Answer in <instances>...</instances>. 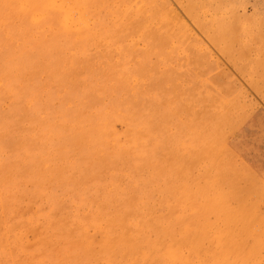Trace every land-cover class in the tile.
<instances>
[{
  "label": "rangeland",
  "instance_id": "obj_1",
  "mask_svg": "<svg viewBox=\"0 0 264 264\" xmlns=\"http://www.w3.org/2000/svg\"><path fill=\"white\" fill-rule=\"evenodd\" d=\"M144 1L145 0H126V1L112 0L109 2L110 4L106 3L103 6H101L100 13L97 14L99 17L96 15L94 18H92L91 24L93 25V28L95 29L96 32H101L104 29L106 23L110 20H111V27L114 29L111 33L113 34L112 35L113 37L109 38V42L98 41V44L95 45L96 47H93V50H97L102 53L108 52L110 53L108 57L110 56V58L115 59L116 61L119 60V56L121 54L117 50L118 47H120L123 50V54H125L123 56L124 60H122L121 62L123 64L120 65L114 63L115 65H110L111 68L107 62V58H106L107 55L102 54V57L103 56L104 57L102 58V66H101L102 69L100 68V70L99 67H95L94 69H92V66L91 68L86 69L89 62L84 61V63L79 62L78 64H75L77 67L72 66L71 68H69L68 66H66V68L64 67L61 68L62 66H56L53 73L56 70L57 73L55 72L54 74L53 73L51 74L50 71L48 73V71L42 70V67L41 69L38 67L39 63L43 62L45 57L48 59V54H49V51L47 53L48 49L47 48L45 49L44 47L43 49L36 51L38 50L36 45L37 43L33 38L29 43V47L27 51L23 52L22 49L20 50L19 48L20 46H18V44L15 41L14 42H12L13 40L7 41V39L4 37L5 36V30L3 28L4 25H1L2 33H0V63L1 62L2 63L0 64V73L2 74H0V90H1L0 102L2 104L0 103V124H1L0 125V137H1L0 138V144H1L0 145L1 147L0 148V177H1L0 178V194H1L0 195V199H1L0 200V249H1L0 264H11L13 261L15 262V264H59L58 252L60 251L62 244L56 242L54 238H51V236L53 237V230L51 228H48L49 226L46 223L48 219L51 222L60 221L68 228V231L70 230L71 226H73L76 231L77 225L74 224L75 222L73 221L72 215H75L80 220V224L82 225L84 224V226L86 225L85 227L87 228V233L93 239V244L90 248L91 253L92 254L94 253L92 256L100 252V245H101L100 240L102 238L101 231L103 229L99 227V224L97 226L95 224H91V225L87 224L86 222L87 218L91 212H92L91 214L97 212V209L98 211L103 209L106 210V208H108L109 206L108 203L109 198H112L113 200L116 199L121 201L129 199L128 196L129 193L127 191H122V188L125 187L129 189L131 185L130 183L129 184L123 183L126 181V179L121 178L120 180L118 178L117 173L113 172L114 174L112 175L110 174L112 170V165L108 152L103 151L101 152V154L97 155L96 158L98 160V165L100 164L98 168L99 170L98 169L94 170L93 168L91 169L90 166L87 167V164H84L82 162V155L80 149L78 147H73L71 149L70 146H68L67 149L66 144L69 145L71 144L69 142V139L63 134V132L61 133L55 131V127H54L57 126L56 123L61 124L62 119L64 120V117L61 114L62 110H64V112L67 113L71 112L72 110L71 113L72 116L78 115L81 117V115L84 116L85 113L87 114V106L90 107L91 109H96V107L100 103H102L103 106H107L109 104H110L109 106H111L113 102L114 104H116V102H119V104L124 107L127 104V101L128 102L130 101L129 104L131 106L129 107V110H131L130 111L131 113H128L129 115L125 116V119L127 121L124 119H120L108 115L111 120V125L113 129L116 131V133L119 136L124 137V135L126 134L129 128L128 127L129 122L131 123L134 118L139 120L143 116L145 117L144 120L146 119L147 121V116L153 115V117L155 118L158 117L160 119L161 126H163V128H161L160 126L159 130L156 131L160 136H162L161 144H162V149L165 150L164 153H166L167 149L172 146L174 139L178 138L176 136H181L183 140H185L186 142H189V139L191 138L190 140L193 141L192 143L194 146H191L186 142L180 144L179 146L181 150L180 155L191 157L190 174L194 175L195 181L194 184L191 183L188 184L195 187L197 186V188H204L205 190H207L208 188L212 187L210 181L208 180V177H206L207 176L206 173L208 172L209 168L211 169L213 166H216V168L218 167L221 170L223 168L222 171L225 172V176L223 177L224 178L223 181H219L221 187L219 191L222 193H227L232 196L231 201H229L228 203V207H230V211H232L231 213L237 214V217L235 218L228 217L227 220H225L226 221L225 226H227L228 228H240L241 226L250 227L249 225L251 223H249L248 219L251 221L257 219L255 222L257 223L258 221L257 226L260 227L259 223H261L264 219V0H164V1L148 0L149 4L147 6H150L152 9L153 8L159 9L162 12L161 13L162 17L166 18V20L170 23L168 30L171 33L168 35L169 37L166 36V32L164 31V29H162L163 31L157 29L160 24H156V28H153L151 30L145 29V31L143 32H136V31L131 32L127 26H124V23L127 20H126V15L121 16L123 10L126 11V10H134L136 8L138 9L140 8V6H142ZM126 3L129 4L128 7H125ZM118 7L121 10L117 14V12L115 13V10ZM189 7H192L191 8L192 10H190ZM148 14H151V12L148 11ZM120 24L122 28L120 27ZM57 25L59 26L58 23ZM120 28L125 31H118V29ZM48 32H49L47 34L48 37L53 36L54 38H55V34L58 33V32L54 33L52 28ZM129 32H131V34H129ZM33 33L34 32H32V34ZM120 33L125 34L126 36L125 35L122 36ZM66 35L69 36L70 34L66 33ZM127 35H131V36H127ZM163 36L166 37L163 38ZM176 38L179 39V42L178 39ZM192 40L195 41L193 42ZM116 41L119 42L117 43ZM198 41L200 43H198ZM61 42H59V44L61 45L59 46V52H58L59 55L55 53L54 57L56 58L58 57L57 59H59V57L69 58V56L78 55L79 52L77 51V48H73L75 50L71 48L72 50L70 51V49H66L65 44ZM4 43L5 45H3ZM110 44L111 45L114 44V46H111ZM166 45H169L170 47ZM197 55H199L198 57L200 59L199 58L197 59ZM91 56H95V55L92 54ZM143 56L145 57L143 58ZM156 56L159 59H157ZM9 59L14 60L13 63H15L13 76L9 71V67H8L9 65L8 66L6 65V62ZM50 59H52V57H50L49 60ZM122 65L125 66V68L127 69L128 71L127 74L121 73ZM117 66H119L120 68ZM112 68L114 69V72ZM20 70L23 72H20ZM103 70H105V72ZM60 71L63 72L66 71V72L61 73ZM31 74H33V76ZM47 74L49 76H46ZM98 74L105 76L104 78L103 77L99 78ZM23 75L25 76V78L22 77ZM58 76L60 77L58 78ZM163 76L165 80H163ZM89 77L91 79H89ZM129 77L131 78L132 81L130 80ZM26 78H29L30 80ZM52 78L53 80L51 81ZM25 79L27 82L25 81ZM160 79L162 80L163 83L160 81ZM194 80L196 82H194ZM106 84L108 87L106 86ZM111 84L113 85L115 84V85L113 86ZM117 91L118 93H116ZM162 92H164L165 94ZM103 93H105L104 94L105 97ZM125 93L126 94L128 93V95H126ZM7 94L8 96H5ZM24 94H26V97H24L25 96ZM59 94H61V96ZM120 95L122 98L120 97ZM129 96L131 97L129 98ZM109 97L111 100L109 99ZM132 98L135 100H133ZM147 98H149V100ZM56 100H58L59 104ZM20 101L23 102L24 104L21 103ZM170 101H172L173 103ZM66 102L68 103L66 104ZM88 102L91 105H96V106L92 108V106L88 104ZM10 103L13 104L11 105ZM17 107L21 111H19ZM75 109L78 110L77 112L79 114H77ZM58 110H60L61 112H59ZM32 113L35 114L32 115ZM36 117L38 119H36ZM44 117L47 119L45 120ZM35 120L37 121L39 120L38 123L37 121L35 122ZM15 121L17 123H15ZM13 122L15 125L13 124ZM163 123L165 124L163 125ZM38 124L39 126H37ZM34 125L35 128H33ZM43 125H45L46 128ZM186 125L187 127L185 128ZM36 126L38 128H36ZM47 126L49 127L51 126L50 128L52 129H50ZM206 128H208V130ZM48 131L50 132L48 133ZM197 133H199L200 135ZM31 134L32 136H30ZM35 134L39 137H37ZM11 136L13 137V139L12 138L10 139ZM36 137L39 139L36 140ZM45 139L47 140L44 141ZM49 140H51L50 143ZM29 142L31 143V145ZM55 146H57V148H55ZM202 147H206L204 153H202ZM21 148L23 149L25 148V149L23 150ZM7 149L10 151L9 154L12 153L11 155L8 154ZM31 149H33L34 151L30 152ZM50 149L52 150L50 151ZM46 151H49L50 153H47ZM195 151L199 153L201 156H197V155L193 156L192 153ZM3 152L6 153L4 154ZM61 152L63 155L61 154ZM29 156L32 158L30 159ZM57 156L60 158H58ZM65 163L72 165L71 170H68L69 172L67 171V168L64 166ZM123 163H125L123 164L124 166H128L127 162L123 161ZM49 167L51 169H49ZM5 169L7 172L3 171ZM15 169H19V170H15ZM45 169H47L48 172L52 171L48 179H46L47 177L44 178L42 174ZM135 169L136 168H133L131 170L135 171ZM120 170L121 168L117 169L116 172H119ZM132 171L128 170L127 173L128 175L126 174L125 176L127 178H130V174H132ZM61 172H63L64 174ZM111 183H114L115 185ZM153 186L156 185L153 184ZM49 196L50 198H47ZM161 197H162V201H160ZM53 198L56 199L54 200ZM45 200L47 201V203ZM152 201L153 204L155 205L157 204H159V206L162 205L163 214L169 213L172 205H168V204L169 202L172 203L174 202L170 188L168 190L162 189V191H160L159 188L155 190ZM25 202L27 203L25 204ZM57 202L61 205H59ZM201 208L204 209V206H201ZM48 210L50 211L48 212ZM212 218L214 217L212 216ZM16 219L18 221H16ZM9 228L10 230H8ZM12 229H14V231ZM18 233H21L22 235L18 237L17 236ZM76 235L77 236L74 241H77L78 244H81L82 247L83 239L81 238V234L76 233ZM254 236H256V232L250 233V230L249 231L247 230L246 235H244L243 242L247 244L253 243L255 239ZM262 236L264 237L263 232H262ZM259 252L260 253L257 254L258 259L260 260L264 259V252H262V250H260ZM63 253H65V251ZM10 257H12L13 259L12 258L10 259ZM24 257L29 258L30 261L29 262L25 261L23 259ZM159 263L162 264V261H160Z\"/></svg>",
  "mask_w": 264,
  "mask_h": 264
},
{
  "label": "bare ground",
  "instance_id": "obj_2",
  "mask_svg": "<svg viewBox=\"0 0 264 264\" xmlns=\"http://www.w3.org/2000/svg\"><path fill=\"white\" fill-rule=\"evenodd\" d=\"M112 1V0H110ZM109 0H0V33L1 25H4L5 38L7 41L13 40L20 50L26 52L31 39L36 41L37 49L47 48L48 59L45 57L43 62L39 63V68L42 70L50 71L52 74L56 66H62L66 68L68 66H76L79 62L88 61L86 69L102 66V54L107 55L108 65L123 64L124 60L123 50L118 47L117 50L121 53L119 56V62L115 59L108 57L110 53H102L97 50H93V47L98 44V41L109 42V38L113 37L111 34L114 30L111 27V20L108 21L101 32H96L91 24L92 18L100 13V8ZM126 1V0H122ZM164 1V0H163ZM168 2V1H167ZM110 4V3H109ZM139 4V3H138ZM148 0H145L140 6L134 10H123L122 15H126V22L124 26H127L131 32H143L145 29L156 28V24H160L157 29H164L166 36L169 32L170 23L166 18L162 17V12L159 9H152L147 6ZM163 4V3H162ZM156 5V4H155ZM165 5V4H164ZM109 6V5H108ZM129 4L126 3L125 7ZM105 7V6H104ZM156 7V6H155ZM160 7V6H159ZM165 7V6H163ZM107 8V7H106ZM192 10V7H189ZM195 8V7H193ZM103 9V8H102ZM101 9V10H102ZM174 9V8H173ZM106 10V9H104ZM118 7L115 10L117 14L120 12ZM165 10V9H164ZM148 11L151 14H148ZM176 13V12H175ZM174 13V14H175ZM111 14V13H110ZM98 16V15H97ZM99 17V16H98ZM97 17V18H98ZM178 17V16H176ZM110 18V17H109ZM171 18V17H170ZM174 19V18H173ZM218 19V18H217ZM91 20V21H90ZM180 20V19H179ZM220 21V20H219ZM59 24V26L57 25ZM178 23V22H177ZM225 23V22H224ZM164 24V26H163ZM123 25V23H122ZM173 26V25H172ZM175 26V25H174ZM221 26V25H220ZM95 27V26H94ZM121 27V24H120ZM187 27V26H186ZM52 30L58 32L55 34V38L48 37V31ZM122 28V27H121ZM118 31H125L122 29ZM180 28V27H179ZM183 28V27H182ZM181 28V29H182ZM224 28V27H223ZM156 29V31H157ZM208 30V29H207ZM163 31V30H162ZM171 31V30H170ZM175 31V30H174ZM32 32H34L32 34ZM52 32V31H51ZM129 32V34H131ZM147 32V31H146ZM153 32V31H151ZM180 32V31H179ZM190 32V31H189ZM66 33L70 34L69 36ZM117 33V32H116ZM115 33V34H116ZM175 33V32H174ZM188 33V32H187ZM186 33V35H187ZM4 34V33H3ZM121 34V33H120ZM159 34V33H158ZM157 34V35H158ZM178 34V33H177ZM189 34V33H188ZM210 34V33H209ZM118 35V34H117ZM122 36L125 34H121ZM136 35V34H135ZM150 35V34H149ZM152 35V33H151ZM154 35V34H153ZM223 35V34H222ZM115 36V35H114ZM126 36V35H125ZM131 36V35H127ZM133 36V35H132ZM140 36V35H139ZM166 36H163L166 37ZM184 36V34H183ZM254 36V35H253ZM3 37V36H2ZM3 37V38H4ZM161 37V36H160ZM169 37V36H168ZM180 37V36H179ZM214 37V36H213ZM2 38V39H3ZM146 38V37H145ZM185 38V37H184ZM229 38V36H228ZM123 39V38H122ZM144 39V38H143ZM154 39V38H153ZM162 39V38H160ZM173 39V38H172ZM178 39V38H176ZM181 39V38H180ZM5 40V39H4ZM62 40V42H61ZM149 40V39H148ZM229 40V39H228ZM128 41V40H126ZM130 41V40H129ZM142 41V40H140ZM157 41V40H156ZM191 41V40H190ZM193 41V40H192ZM195 41V40H194ZM193 41V42H194ZM218 41V40H217ZM59 42L65 44L66 49L77 48L78 55L69 56V58L57 59L54 57L55 53L59 52ZM117 42V41H116ZM119 42V41H118ZM117 42V43H118ZM122 42V41H121ZM149 42V41H148ZM155 42V41H154ZM167 42V40H166ZM179 42V39H178ZM189 42V41H188ZM223 42V41H222ZM221 42V43H222ZM35 43V42H34ZM123 43V42H122ZM136 43V42H135ZM152 43V42H151ZM158 43V42H157ZM171 43V42H170ZM198 43H200L198 41ZM62 44V45H63ZM102 44V43H101ZM116 44V43H115ZM129 44V43H127ZM126 44V45H127ZM165 44V43H164ZM185 44V43H184ZM187 44V43H186ZM195 44V43H194ZM230 44V43H229ZM5 45V43L3 44ZM111 45V44H110ZM197 45V44H196ZM2 46V45H1ZM111 46H114L111 45ZM129 46V45H128ZM133 46V45H131ZM169 46V45H166ZM165 46V47H166ZM187 46V45H185ZM236 46V45H235ZM36 47V46H35ZM64 47V46H63ZM116 47V45H115ZM114 47V48H115ZM135 47V46H134ZM133 47V48H134ZM170 47V46H169ZM228 47V46H227ZM5 48V47H4ZM72 48V49H71ZM141 48V47H140ZM139 48V49H140ZM195 48V47H194ZM205 48V47H204ZM8 49V48H6ZM10 49V48H9ZM31 49V47H30ZM34 49V48H33ZM61 49V48H60ZM64 49V48H63ZM127 49V48H126ZM138 49V50H139ZM161 49V47H160ZM174 49V48H173ZM192 49V48H191ZM18 50V49H17ZM35 50V49H34ZM75 50V49H73ZM116 50V49H115ZM128 50V49H127ZM132 50V49H131ZM168 50V49H167ZM177 50V49H176ZM32 51V50H31ZM45 51V50H44ZM61 51V50H60ZM64 51V50H63ZM104 51V50H103ZM109 51V50H108ZM126 51V50H125ZM140 51V50H139ZM189 51V49H188ZM226 51V50H225ZM35 52V51H34ZM150 52V50H149ZM6 53V51H5ZM38 53V52H37ZM70 53V52H69ZM139 53V52H138ZM154 53V52H153ZM203 53V52H202ZM207 53V52H206ZM205 53V54H206ZM211 53V52H210ZM64 54V53H63ZM75 54V53H74ZM94 54L95 56H91ZM115 54V53H114ZM183 54V53H182ZM18 55V54H16ZM20 55V54H19ZM33 55V54H32ZM44 55V54H43ZM59 55V54H58ZM68 55V54H66ZM130 55V54H129ZM137 55V54H136ZM135 55V56H136ZM141 55V54H140ZM147 55V54H146ZM189 55V54H188ZM193 55V54H192ZM200 55V54H199ZM197 55V59L199 58ZM35 56V55H34ZM33 56V57H34ZM37 56V55H36ZM65 56V55H64ZM159 56V55H157ZM156 56V57H157ZM210 56V54H209ZM2 57V56H1ZM18 57V56H17ZM25 57V56H24ZM52 59L49 60V58ZM113 57V55H112ZM145 56H143L144 58ZM10 58V57H9ZM14 58V57H12ZM22 58V57H21ZM31 58V57H30ZM41 58V57H40ZM192 58V57H191ZM7 59V58H6ZM16 59V58H15ZM28 59V58H27ZM39 59V58H38ZM157 59H159L157 57ZM200 59V58H199ZM2 60V59H1ZM35 60V59H34ZM130 60V59H129ZM149 60V59H148ZM186 60V59H185ZM5 61V60H4ZM7 61V60H6ZM14 60L9 59L6 65L9 67L11 75H14ZM20 61V60H19ZM31 61V60H30ZM47 61V62H46ZM163 61V60H162ZM161 61V62H162ZM192 61V60H191ZM196 61V58H195ZM21 62V61H20ZM46 62V64H45ZM105 62V61H104ZM155 62V61H154ZM199 62V61H198ZM2 63V62H1ZM0 63V64H1ZM33 63V62H31ZM87 63V62H85ZM36 64V63H35ZM45 64V65H44ZM142 64V63H141ZM147 64V63H146ZM154 64V63H153ZM156 64V63H155ZM188 64V63H187ZM197 64V63H196ZM199 64V63H198ZM4 65V64H3ZM24 65V64H23ZM38 65V63H37ZM84 65V64H83ZM119 65V66H120ZM138 65V64H137ZM148 65V64H147ZM146 65V66H147ZM162 65V64H161ZM18 66V65H17ZM85 66V65H84ZM117 66V67H119ZM128 66V65H127ZM139 66V65H138ZM174 66V65H173ZM192 66V65H191ZM196 66V65H195ZM77 67V66H76ZM143 67V66H142ZM141 67V68H142ZM203 67V66H202ZM27 68V67H26ZM60 68V67H58ZM81 68V67H80ZM111 68V66H110ZM109 68V69H110ZM120 68V67H119ZM121 73H128L125 66H121ZM128 68V67H127ZM158 68V67H157ZM160 68V67H159ZM177 68V67H176ZM182 68V67H181ZM83 69V68H82ZM102 69V68H101ZM113 69V68H112ZM131 69V68H130ZM139 69V68H138ZM153 69V68H152ZM172 69V68H171ZM185 69V68H184ZM190 69V68H189ZM198 69V68H197ZM24 70V69H23ZM70 70V69H69ZM77 70V69H76ZM158 70V69H157ZM163 70V69H162ZM179 70V69H178ZM202 70V69H201ZM8 71V70H7ZM57 71V70H56ZM55 71V72H56ZM72 71V70H71ZM95 71V70H94ZM98 71V70H97ZM105 72V70H103ZM112 71V70H111ZM144 71V70H143ZM166 71V69H165ZM185 71V70H184ZM20 72H23L20 70ZM54 72V73H55ZM61 73L63 71H60ZM66 72V71H65ZM63 72V73H65ZM90 72V70H89ZM96 72V71H95ZM114 72V69H113ZM138 72V71H137ZM153 72V70H152ZM160 72V71H159ZM169 72V71H168ZM176 72V71H175ZM183 72V71H182ZM190 72V70H189ZM188 72V73H189ZM199 72V71H198ZM204 72V70H203ZM18 73V72H17ZM34 73V72H33ZM53 73V74H54ZM57 73V72H56ZM71 73V72H69ZM68 73V74H69ZM94 73V72H93ZM98 73V72H97ZM119 73V72H118ZM150 73V72H149ZM195 73V72H194ZM201 73V72H200ZM199 73V74H200ZM2 74V73H0ZM4 74V73H3ZM6 74V73H5ZM35 74V73H34ZM40 74V73H39ZM43 74V72H42ZM59 74V73H58ZM73 74V73H71ZM84 74V73H82ZM132 74V73H131ZM141 74V73H140ZM161 74V73H160ZM171 74V73H170ZM181 74V73H179ZM191 74V73H190ZM22 75V74H21ZM33 76V74H31ZM56 75V74H55ZM64 75V74H63ZM78 75V74H77ZM99 75V74H98ZM129 75V74H128ZM138 75V74H137ZM142 75V74H141ZM150 75V74H149ZM201 75V74H200ZM203 75V74H202ZM41 76V75H39ZM38 76V77H39ZM46 76H49L48 74ZM62 76V74H61ZM83 76V75H82ZM105 76V75H104ZM99 75V78H104ZM111 76V75H110ZM108 76V77H110ZM116 76V75H115ZM122 76V75H121ZM125 76V75H123ZM143 76V75H142ZM160 76V75H159ZM170 76V75H169ZM173 76V75H171ZM206 76V75H205ZM22 77L25 78L23 75ZM36 77V76H35ZM45 77V76H44ZM60 76H58L59 78ZM96 77V76H95ZM94 77V78H95ZM128 77V76H127ZM132 77V76H131ZM145 77V76H144ZM149 77V76H147ZM11 78V77H10ZM47 78V77H46ZM98 78V77H97ZM106 78V77H105ZM115 78V77H114ZM122 78V77H121ZM130 78V77H129ZM161 78V77H160ZM183 78V77H182ZM202 78V77H201ZM200 78V79H201ZM3 79V78H2ZM29 79V78H26ZM25 79V81H26ZM42 79V78H41ZM45 79V78H44ZM83 79V78H81ZM89 79H91L89 77ZM148 79V78H147ZM150 79V78H149ZM153 79V78H152ZM30 80V79H29ZM53 78L51 79V81ZM57 80V79H56ZM62 80V79H61ZM73 80V78H72ZM79 80V79H78ZM111 80V79H109ZM131 80V78H130ZM163 80L164 76H163ZM171 80V79H170ZM33 81V79H32ZM36 81V80H34ZM50 81V80H49ZM82 81V80H81ZM117 81V80H116ZM132 81V80H131ZM162 82V80L160 79ZM177 81V80H176ZM204 81V80H203ZM202 81V82H203ZM214 81V80H213ZM27 82V81H26ZM88 82V81H87ZM94 82V81H93ZM107 82V81H106ZM119 82V81H118ZM127 82V81H125ZM139 82V81H138ZM142 82V81H140ZM158 82V81H157ZM173 82V81H172ZM189 82V81H188ZM194 82H196L194 80ZM205 82V81H204ZM41 83V82H40ZM57 83V82H56ZM71 83V82H70ZM80 83V82H79ZM82 83V82H81ZM86 83V82H85ZM144 83V82H143ZM163 83V82H162ZM5 84V83H4ZM19 84V83H17ZM26 84V83H25ZM34 84V83H33ZM32 84V85H33ZM39 84V83H38ZM44 84V83H43ZM64 84V83H63ZM69 84V83H68ZM72 84V83H71ZM92 84V82H91ZM98 84V83H97ZM103 84V83H102ZM117 84V83H116ZM141 84V83H140ZM170 84V83H169ZM11 85V83H10ZM35 85V84H34ZM49 85V84H48ZM46 85V86H48ZM53 85V84H52ZM57 85V84H56ZM67 85V84H65ZM77 85V84H76ZM84 85V83H83ZM110 85V82H109ZM113 85V84H111ZM115 85V84H114ZM113 85V86H114ZM121 85V84H119ZM129 85V83H128ZM146 85V84H145ZM149 85V84H148ZM153 85V84H152ZM155 85V84H154ZM20 86V85H19ZM24 86V84H23ZM43 86V85H42ZM62 86V85H61ZM94 86V85H92ZM96 86V83H95ZM107 86V84H106ZM105 86V87H106ZM124 86V85H123ZM136 86V85H135ZM166 86V85H165ZM207 86V85H206ZM31 87V86H30ZM57 87V86H56ZM88 87V86H87ZM98 87V86H97ZM108 87V86H107ZM137 87V86H136ZM169 87V86H168ZM173 87V86H172ZM183 87V86H182ZM19 88V87H18ZM24 88V87H23ZM29 88V87H28ZM36 88V86H35ZM45 88V86H44ZM53 88V87H52ZM65 88V87H64ZM63 88V89H64ZM81 88V87H80ZM112 88V87H110ZM130 88V87H129ZM139 88V86H138ZM141 88V87H140ZM12 89V88H11ZM14 89V88H13ZM30 89V88H29ZM42 89V88H41ZM40 89V90H41ZM47 89V88H46ZM61 89V88H60ZM84 89V88H83ZM103 89V88H102ZM149 89V88H148ZM162 89V88H161ZM181 89V88H180ZM16 90V89H15ZM21 90V89H20ZM31 90V89H30ZM93 90V89H92ZM91 90V91H92ZM108 90V89H107ZM111 90V89H110ZM183 90V89H182ZM181 90V91H182ZM188 90V89H187ZM201 90V89H200ZM205 90V89H203ZM215 90V89H214ZM1 91V90H0ZM3 91V90H2ZM27 91V90H26ZM25 91V92H26ZM29 91V90H28ZM38 91V90H37ZM62 91V90H61ZM86 91V90H85ZM83 91V92H85ZM102 91V90H101ZM104 91V90H103ZM122 91V90H121ZM131 91V90H130ZM137 91V90H136ZM151 91V90H150ZM217 91V89H216ZM7 92V91H6ZM23 92V91H22ZM24 92V93H25ZM44 92V90H43ZM53 92V91H52ZM56 92V91H55ZM76 92V91H74ZM105 92V91H104ZM113 92V91H112ZM128 92V91H127ZM149 92V91H148ZM155 92V91H154ZM167 92V91H166ZM2 93V92H1ZM9 93V92H8ZM21 93V91H20ZM59 93V92H58ZM62 93V92H61ZM66 93V92H65ZM71 93V92H70ZM88 93V90H87ZM118 93V91L116 92ZM143 93V92H142ZM156 93V92H155ZM164 93V92H162ZM200 93V91H199ZM204 93V92H203ZM5 94V93H4ZM3 94V95H4ZM43 94V93H42ZM53 94V93H52ZM105 93H103L104 95ZM108 94V93H107ZM106 94V95H107ZM111 94V93H110ZM126 94V93H125ZM138 94V93H137ZM144 94V93H143ZM157 94V93H156ZM165 94V93H164ZM183 94V93H182ZM198 94V93H197ZM207 94V93H206ZM2 95V96H3ZM20 95V94H19ZM26 97V94H24ZM41 95V94H40ZM61 96V94H59ZM74 95V94H73ZM81 95V94H80ZM85 95V94H84ZM89 95V94H88ZM101 95V94H100ZM128 95V93L126 94ZM130 95V94H129ZM147 95V94H146ZM167 95V94H166ZM179 95V94H178ZM181 95V94H180ZM189 95V94H188ZM194 95V94H193ZM212 95V94H211ZM219 95V94H218ZM5 96H8L5 95ZM4 96V97H5ZM42 96V95H41ZM57 96V95H56ZM64 96V95H63ZM79 96V94H78ZM134 96V95H133ZM138 96V95H137ZM144 96V95H143ZM142 96V97H143ZM154 96V95H153ZM191 96V95H190ZM13 97V96H12ZM21 97V96H19ZM59 97V96H58ZM67 97V96H66ZM86 97V96H85ZM102 97V96H101ZM100 97V98H101ZM105 97V95H104ZM121 97V95H120ZM131 96H129L130 98ZM149 97V96H148ZM56 98V97H55ZM84 98V96H83ZM99 98V99H100ZM122 98V97H121ZM134 98V97H133ZM132 98V99H133ZM163 98V97H162ZM182 98V97H181ZM189 98V97H188ZM53 99V98H52ZM63 99V98H62ZM60 99V100H62ZM65 99V98H64ZM110 99V97H109ZM108 99V100H109ZM120 99V98H119ZM118 99V100H119ZM149 100V98H147ZM156 99V98H155ZM161 99V98H160ZM159 99V100H160ZM168 99V98H167ZM170 99V98H169ZM173 99V98H172ZM190 99V98H189ZM203 99V98H201ZM19 100V99H18ZM25 100V99H24ZM23 100V101H24ZM80 100V99H79ZM78 100V101H79ZM111 100V99H110ZM113 100V99H112ZM125 100V98H124ZM130 100V99H129ZM135 100V99H133ZM164 100V99H163ZM32 101V100H31ZM41 101V100H39ZM58 102V100H56ZM71 101V100H70ZM214 101V100H213ZM16 102V99H15ZM19 102V101H18ZM21 102V101H20ZM25 102V101H24ZM73 102V101H72ZM103 102V101H102ZM130 102V101H129ZM127 101V104L123 107L116 102L111 106H103L102 103L98 104L96 109H91L87 105V114L84 116H72L71 112L67 113L62 110L61 124L56 123L55 131L63 132V134L69 139L71 143L66 144L72 149L78 147L82 155V162L87 164V167H91L94 170L98 169L97 155L101 152H108L112 170L110 174L117 173L118 178L126 179L125 184L131 185L129 189L123 187L122 191H127L129 199L127 200H113L109 198L108 208L99 210L93 214H89L87 218V224H99L102 238L100 240V252L92 256L90 248L93 244V239L87 233V228L84 224H80V220L72 215L74 224L77 225V230L73 226L68 228L59 222H51L47 220L48 228L53 230V237L56 242L62 244L60 251L58 252L59 264H264V259L260 260L257 257L259 251L264 252V219L257 226V223L248 219L251 223L250 227L240 228H228L225 226V220L228 217L235 218L237 214L231 213L230 207H228L229 201L232 196L227 193L220 192L219 181L224 180L225 172L220 168L213 166L209 168L206 173V177L210 181L212 187L205 190L204 188H197L188 183L194 184V175L190 174V156H182L180 150V144L186 142L181 136L174 139L171 147L164 153L162 149V136L157 131L161 126V121L153 115L141 117L139 120L136 118L129 121L128 130L124 137L119 136L111 125L109 116H113L120 119H125V116L131 113L129 107L131 106ZM132 102V101H131ZM138 102V101H137ZM158 102V101H157ZM165 102V101H164ZM172 102V101H170ZM168 102V103H170ZM192 102V100H191ZM197 102V101H196ZM207 102V101H206ZM209 102V101H208ZM1 103V102H0ZM23 103V102H21ZM40 103V102H39ZM64 103V102H63ZM68 102H66L67 104ZM96 103V102H95ZM160 103V102H159ZM173 103V102H172ZM194 103V102H193ZM200 103V102H199ZM2 104V103H1ZM11 104V103H10ZM13 104V103H12ZM11 104V105H12ZM24 104V103H23ZM42 104V102H41ZM45 104V103H44ZM48 104V102H47ZM54 104V103H53ZM59 104V102H58ZM62 104V103H61ZM65 104V103H64ZM81 104V103H80ZM88 104H90L88 102ZM94 104V103H93ZM125 104V103H124ZM136 104V103H135ZM144 104V103H143ZM154 104V103H153ZM165 104V103H164ZM177 104V103H176ZM180 104V103H179ZM214 104V103H213ZM46 105V104H45ZM69 105V104H68ZM91 105V104H90ZM133 105V104H132ZM137 105V104H136ZM189 105V104H188ZM194 105V104H193ZM16 106V105H15ZM60 106V105H57ZM56 106V107H57ZM92 108L96 105H91ZM172 106V105H171ZM184 106V105H183ZM186 106V105H185ZM216 106V105H215ZM221 106V105H220ZM219 106V107H220ZM224 106V105H223ZM31 107V106H30ZM48 107V106H47ZM50 107V106H49ZM141 107V106H140ZM147 107V106H146ZM161 107V106H160ZM167 107V106H166ZM181 107V106H180ZM193 107V106H192ZM196 107V106H195ZM21 108V107H20ZM46 108V107H45ZM51 108V107H50ZM153 108V107H152ZM164 108V107H163ZM179 108V107H178ZM190 108V107H189ZM188 108V109H189ZM18 109V107H17ZM23 109V108H22ZM47 109V108H46ZM159 109V108H158ZM176 109V108H175ZM200 109V108H199ZM19 110V109H18ZM44 110V109H42ZM66 110V109H65ZM76 110V109H75ZM162 110V109H160ZM169 110V109H167ZM174 110V109H173ZM172 110V111H173ZM183 110V109H182ZM194 110V109H193ZM218 110V109H217ZM14 111V110H13ZM21 111V110H19ZM25 111V109H24ZM61 112L60 110H58ZM67 111V110H66ZM69 111V110H68ZM78 110H76L77 112ZM85 111V110H83ZM135 111V110H134ZM143 111V110H142ZM177 111V110H175ZM192 111V110H191ZM5 112V111H4ZM51 112V111H50ZM48 112V113H50ZM57 112V113H59ZM75 112V111H74ZM81 112V111H80ZM140 112V111H139ZM157 112V111H156ZM168 112V111H167ZM174 112V111H173ZM179 112V110H178ZM183 112V111H182ZM186 112V111H185ZM188 112V111H187ZM211 112V111H210ZM3 113V112H2ZM20 113V112H19ZM27 113V112H26ZM25 113V114H26ZM29 113V112H28ZM147 113V112H146ZM150 113V112H149ZM165 113V112H164ZM171 113V112H170ZM206 113V112H205ZM8 114V113H7ZM15 114V113H14ZM23 114V113H22ZM35 113H32V115ZM41 114V113H40ZM47 114V113H45ZM53 114V113H52ZM74 114V113H73ZM77 114H79L77 112ZM160 114V113H159ZM158 114V115H159ZM175 114V113H173ZM207 114V113H206ZM217 114V113H216ZM3 115V114H2ZM1 115V116H2ZM60 115V114H59ZM109 115V116H108ZM184 115V114H183ZM194 115V113H193ZM31 116V115H30ZM47 116V115H46ZM54 116V115H53ZM135 116V115H134ZM133 116V117H134ZM137 116V114H136ZM189 116V115H188ZM202 116V115H201ZM207 116V115H206ZM19 117V116H18ZM34 117V116H33ZM162 117V116H161ZM170 117V116H169ZM182 117V115H181ZM191 117V116H190ZM14 118V116H13ZM45 118V117H44ZM171 118V117H170ZM19 119V118H18ZM31 119V117H30ZM35 119V118H34ZM36 119H38L36 117ZM42 119V118H41ZM47 118H45L46 120ZM60 119V120H61ZM129 119V117H128ZM165 119V118H164ZM185 119V117H184ZM213 119V118H212ZM215 119V118H214ZM17 120V119H16ZM172 120V119H171ZM187 120V119H186ZM194 120V119H193ZM202 120V119H201ZM216 120V119H215ZM5 121V120H4ZM37 120H35L36 122ZM39 121V120H38ZM37 121V123H38ZM52 121V120H51ZM114 121V120H113ZM116 121V120H115ZM127 121V120H126ZM192 121V120H191ZM213 121V120H212ZM12 122V121H11ZM20 122V121H19ZM31 122V121H30ZM47 122V121H46ZM187 122V121H186ZM210 122V121H209ZM15 123H17L15 121ZM42 123V122H41ZM177 123V122H175ZM179 123V122H178ZM207 123V122H206ZM212 123V122H211ZM14 124V122H13ZM23 124V123H22ZM40 124V123H39ZM39 124L37 126H39ZM49 124V123H48ZM47 124V125H48ZM53 124V123H52ZM165 123H163L164 125ZM187 124V123H186ZM192 124V123H191ZM197 124V123H196ZM205 124V123H204ZM222 124V123H221ZM1 125V124H0ZM4 125V124H3ZM15 125V124H14ZM18 126V125H17ZM21 126V125H20ZM19 126V127H20ZM30 126V125H29ZM36 126V128H38ZM41 126V125H40ZM45 126V125H43ZM42 126V127H43ZM189 126V124H188ZM199 126V125H198ZM11 127V126H9ZM33 127V126H32ZM49 127V126H47ZM51 127V126H50ZM49 127V128H50ZM53 127V126H52ZM187 125L185 126V128ZM194 127V126H193ZM205 127V126H204ZM13 128V127H12ZM11 128V129H12ZM35 128V125L34 127ZM46 128V126H45ZM163 128V126H161ZM170 128V127H169ZM191 128V127H190ZM202 128V127H201ZM213 128V127H212ZM7 129V128H6ZM20 129V128H19ZM24 129V127H23ZM26 129V128H25ZM52 129V128H50ZM184 129V128H182ZM196 129V128H195ZM208 130V128H206ZM2 130V129H1ZM43 130V129H41ZM48 130V129H47ZM157 130V131H156ZM194 130V129H193ZM8 131V130H7ZM53 131V130H52ZM175 131V130H174ZM3 132V131H2ZM1 132V133H2ZM25 132V131H24ZM30 132V131H28ZM38 132V131H37ZM50 131H48L49 133ZM199 132V131H198ZM207 132V131H206ZM21 133V132H20ZM19 133V134H20ZM32 133V132H31ZM53 133V132H52ZM174 133V132H173ZM46 134V132H45ZM172 134V133H171ZM199 134V133H197ZM4 135V134H3ZM9 135V134H6ZM36 135V134H35ZM44 135V134H43ZM109 135V136H108ZM200 135V134H199ZM32 136V134L30 135ZM37 136V135H36ZM57 136V135H56ZM55 136V137H56ZM59 136V135H58ZM64 136V137H65ZM25 137V136H24ZM39 137V136H37ZM36 137V140L39 138ZM41 137V136H40ZM48 137V136H47ZM110 137V138H109ZM1 138V137H0ZM13 139L11 136L10 139ZM26 138V137H25ZM30 138V137H29ZM42 138V137H41ZM45 138V137H44ZM3 139V138H2ZM31 139V138H30ZM53 139V138H52ZM62 139V136H61ZM67 139V140H68ZM191 139V138H190ZM189 139L187 144L193 145V141ZM25 140V139H24ZM45 139L44 141H46ZM56 140V139H55ZM58 140V139H57ZM26 141V140H25ZM30 141V140H27ZM40 141V140H39ZM51 140H49L50 143ZM4 142V141H2ZM20 142V141H19ZM54 142V141H53ZM52 142V143H53ZM59 142V141H56ZM76 142V143H75ZM9 143V142H8ZM30 143V142H29ZM34 143V142H33ZM32 143V144H33ZM41 143V142H40ZM44 143V142H43ZM47 143V142H46ZM48 143V144H49ZM51 143V144H52ZM58 144V143H57ZM171 144V143H170ZM198 144V143H197ZM1 145V144H0ZM24 145V144H23ZM31 145V143H30ZM56 145V144H54ZM62 145V144H61ZM60 145V147H61ZM21 146V145H20ZM38 146V145H37ZM48 146V145H47ZM46 146V147H47ZM59 146V145H58ZM64 146V145H63ZM53 147V146H52ZM1 148V147H0ZM18 148V147H17ZM38 148V147H37ZM42 148V147H41ZM49 148V147H48ZM57 148V146H55ZM59 148V147H58ZM69 148V149H70ZM182 148V147H181ZM185 148V147H184ZM3 149V147H2ZM10 149V148H9ZM23 149V148H21ZM25 149V148H24ZM23 149V150H24ZM66 149V150H67ZM193 149V148H192ZM8 150V149H7ZM22 150V151H23ZM52 149H50L51 151ZM163 150V151H162ZM206 150V147H202V153ZM2 151V150H1ZM14 151V150H13ZM28 151V150H27ZM34 151L33 149L30 150ZM40 151V150H39ZM63 151V150H61ZM65 151V150H64ZM8 150V154H9ZM50 153L49 151H46ZM44 152V153H46ZM4 153V152H3ZM6 153V152H5ZM4 153V154H5ZM10 153L9 155H11ZM15 154V153H14ZM62 154V152H61ZM163 154V155H162ZM25 155V154H24ZM31 155V154H30ZM34 155V153H33ZM57 155V154H56ZM63 155V154H62ZM66 155V154H65ZM70 155V154H69ZM73 155V154H72ZM193 156H201L196 151L192 153ZM28 156V155H26ZM32 156V155H31ZM77 156V155H76ZM30 157V156H29ZM33 157V156H32ZM30 157V159L32 158ZM36 157V156H35ZM43 157V156H42ZM55 157V156H54ZM53 157V158H54ZM58 157V156H57ZM70 157V156H69ZM72 157V156H71ZM20 158V157H19ZM27 158V157H26ZM46 158V157H45ZM60 158V157H58ZM8 159V158H7ZM75 159V158H74ZM81 159V158H80ZM109 159V160H110ZM202 159V158H201ZM41 160V159H40ZM203 160V159H202ZM9 161V160H8ZM11 161V159H10ZM14 161V160H13ZM17 161V160H16ZM68 161V160H67ZM73 161V160H72ZM123 161L127 162L128 166H124ZM23 162V161H21ZM20 162V163H21ZM51 162V161H50ZM77 162V161H76ZM200 162V161H199ZM9 163V162H7ZM6 163V164H7ZM19 163V162H18ZM26 163V162H25ZM39 163V161H38ZM46 163V162H45ZM49 164V163H48ZM54 164V163H53ZM57 164V163H56ZM203 164V163H202ZM10 165V164H9ZM22 165V164H21ZM76 165V164H74ZM19 166V165H18ZM68 170H71L72 165H64ZM79 166V165H77ZM2 167V166H1ZM5 167V166H4ZM31 167V166H29ZM84 167V166H83ZM10 168V167H9ZM21 168V167H20ZM121 170L116 172L117 169ZM136 168L135 171L131 169ZM151 168V169H150ZM195 168V167H194ZM13 169V168H12ZM49 169H51L49 167ZM80 169V168H79ZM139 169V171H138ZM2 170V169H1ZM19 170V169H15ZM30 170V169H28ZM88 170V169H87ZM99 170V169H98ZM128 170L132 171L130 178L125 175ZM197 170V169H196ZM3 171H6L3 170ZM1 171V172H3ZM12 171V170H11ZM24 171V169H23ZM60 171V169H59ZM65 171V170H64ZM63 171V172H64ZM93 171V170H92ZM7 172V171H6ZM35 172V171H34ZM52 171L48 172L47 169L42 173L44 178L48 179ZM61 172V173H63ZM69 172V171H68ZM114 172V173H113ZM31 173V172H30ZM3 174V173H2ZM9 174V173H8ZM13 174V173H12ZM64 174V173H63ZM72 174V173H71ZM77 174V173H76ZM79 174V173H78ZM54 175V174H53ZM128 175V174H127ZM12 176V175H11ZM26 176V175H25ZM24 176V177H25ZM38 176V175H37ZM63 176V175H62ZM28 177V176H27ZM31 177V176H30ZM115 177V176H114ZM113 177V178H114ZM117 177V176H116ZM1 178V177H0ZM12 178V177H11ZM15 178V177H14ZM20 178V177H19ZM61 178V177H60ZM77 178V177H75ZM79 178V176H78ZM17 179V178H16ZM21 179V178H20ZM36 179V178H35ZM81 179V178H80ZM79 179V180H80ZM29 180V179H28ZM206 180V179H205ZM12 181V180H11ZM18 181V180H17ZM25 181V180H24ZM32 181V180H31ZM67 181V180H66ZM19 182V181H18ZM26 182V181H25ZM34 182V181H33ZM72 182V181H71ZM115 182V181H114ZM20 183V182H19ZM30 183V182H29ZM100 183V182H99ZM10 184V183H9ZM36 184V183H34ZM80 184V183H79ZM98 184V183H97ZM114 184V183H111ZM155 184L156 186H153ZM13 185V183H12ZM22 185V184H21ZM32 185V184H31ZM89 185V184H88ZM110 185V184H109ZM115 185V184H114ZM120 185V184H119ZM73 186V185H72ZM5 187V186H4ZM10 187V186H9ZM21 187V186H18ZM30 187V186H29ZM63 187V186H62ZM81 187V186H80ZM87 187V186H86ZM2 188V187H1ZM7 188V187H6ZM75 188V187H74ZM77 188V186H76ZM92 188V187H91ZM112 188V187H111ZM168 190L172 192L174 202H169L168 205H172L170 212L167 214L162 213V205L153 204L154 191L157 189ZM32 189V188H31ZM35 189V188H34ZM37 189V186H36ZM61 189V188H60ZM17 190V189H16ZM28 190V189H27ZM72 190V189H71ZM2 191V190H1ZM7 191V190H5ZM25 191V190H24ZM59 191V190H58ZM119 191V190H118ZM17 192V191H16ZM30 192V191H29ZM28 192V193H29ZM72 192V191H71ZM76 192V191H75ZM89 192V191H88ZM157 192V191H156ZM3 193V192H1ZM9 193V192H8ZM7 193V194H8ZM19 193V192H18ZM17 193V194H18ZM26 193V192H25ZM31 193V192H30ZM93 193V192H92ZM104 193V192H103ZM13 194V193H12ZM16 194V195H17ZM48 194V193H47ZM72 194V193H71ZM79 194V193H78ZM82 194V193H81ZM95 194V193H94ZM1 195V194H0ZM5 195V194H4ZM20 195V194H19ZM36 195V194H35ZM58 195V194H57ZM65 195V194H64ZM77 195V194H76ZM83 195V194H82ZM75 196V195H74ZM93 196V195H92ZM100 196V195H99ZM3 197V196H2ZM15 197V196H14ZM27 197V196H26ZM69 197V196H68ZM73 197V196H72ZM76 197V196H75ZM91 197V196H90ZM156 197V196H155ZM158 197V196H157ZM47 198H50L47 197ZM88 198V197H87ZM94 198V197H93ZM126 198V197H125ZM166 198V197H165ZM18 199V198H17ZM29 199V198H28ZM52 199V198H51ZM54 199V198H53ZM56 199V198H55ZM54 199V200H55ZM82 199V198H81ZM84 199V198H83ZM98 199V198H97ZM169 199V198H168ZM1 200V199H0ZM49 200V199H48ZM72 200V199H71ZM93 200V199H92ZM101 200V199H100ZM19 201V200H17ZM46 201V200H45ZM51 201V200H50ZM79 201V200H78ZM88 201V200H87ZM162 201V197L161 200ZM56 202V201H55ZM83 202V201H82ZM96 202V201H94ZM165 202V201H164ZM27 202H25L26 204ZM47 203V201H46ZM58 203V202H57ZM62 203V202H61ZM72 203V202H71ZM84 203V202H83ZM90 203V202H89ZM107 203V202H106ZM59 204V203H58ZM74 204V202H73ZM21 205V203H20ZM61 205V204H59ZM82 205V204H81ZM101 205V203H100ZM165 205V204H164ZM46 206V205H45ZM69 206V204H68ZM204 206V209L201 208ZM35 207V206H33ZM67 207V206H66ZM71 207V206H70ZM75 207V206H74ZM104 207V206H103ZM166 207V206H165ZM19 208V207H18ZM54 208V207H53ZM58 208V207H57ZM37 209V208H36ZM44 209V208H43ZM60 209V208H59ZM82 209V208H81ZM34 210V209H33ZM42 210V209H41ZM45 210V209H44ZM67 210V209H66ZM83 210V209H82ZM35 211V210H34ZM50 210H48L49 212ZM52 211V210H51ZM57 211V209H56ZM67 212V211H66ZM89 212V211H88ZM8 213V212H7ZM69 213V212H68ZM72 213V212H71ZM4 214V213H3ZM10 214V213H9ZM33 214V213H32ZM79 214V213H78ZM257 214V213H256ZM5 216V215H4ZM43 216V215H42ZM212 216L214 218H212ZM19 217V216H18ZM23 217V216H21ZM33 217V216H32ZM5 218V217H4ZM14 218V217H13ZM254 218V217H253ZM44 219V218H42ZM255 219V218H254ZM10 220V219H8ZM13 220V219H12ZM33 220V219H32ZM253 220V219H252ZM16 221H18L16 219ZM36 221V220H34ZM71 221V220H70ZM251 221V222H250ZM29 222V221H28ZM22 224V223H21ZM45 224V225H46ZM66 224V223H65ZM8 225V224H7ZM67 225V224H66ZM3 226V225H2ZM21 226V225H20ZM88 226V225H87ZM262 227V228H261ZM4 228V227H3ZM41 228V227H40ZM6 229V228H5ZM43 229V228H42ZM10 230V228L8 229ZM14 231V229H12ZM49 230V229H48ZM89 230V229H88ZM247 230L256 232V236L253 243L247 244L243 242L244 235ZM19 231V230H18ZM9 232V231H8ZM21 232V231H20ZM76 233L81 234L83 239V246L78 244L76 239ZM7 235V234H6ZM22 235L18 233L19 237ZM25 236V235H24ZM28 236V235H27ZM43 236V235H42ZM12 237V236H11ZM32 237V236H31ZM12 239V238H11ZM49 239V238H48ZM8 240V239H7ZM32 240V239H31ZM16 241V240H15ZM9 242V241H8ZM14 242V241H13ZM17 242V241H16ZM15 242V243H16ZM28 243V242H27ZM14 244V243H13ZM19 244V243H18ZM21 244V243H20ZM23 244V243H22ZM10 246V245H9ZM20 246V245H19ZM17 248V247H16ZM3 249V248H2ZM11 249V248H10ZM20 249V248H19ZM1 251V249H0ZM65 251V253H63ZM18 253V252H17ZM20 253V252H19ZM16 254V252H15ZM15 256V255H14ZM9 257V256H8ZM12 257H10L11 259ZM5 259V258H4ZM13 259V258H12ZM17 259V258H16ZM29 262L27 257L23 258ZM54 260V259H53ZM57 260V259H56ZM5 261V260H4ZM47 261V260H46ZM6 263V262H5ZM11 263V262H10ZM55 263V262H54ZM57 263V262H56ZM11 264H15L13 261Z\"/></svg>",
  "mask_w": 264,
  "mask_h": 264
}]
</instances>
